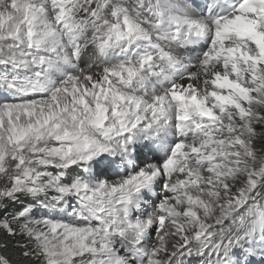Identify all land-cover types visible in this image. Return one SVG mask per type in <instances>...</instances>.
Here are the masks:
<instances>
[{
    "label": "snow or ice",
    "instance_id": "snow-or-ice-1",
    "mask_svg": "<svg viewBox=\"0 0 264 264\" xmlns=\"http://www.w3.org/2000/svg\"><path fill=\"white\" fill-rule=\"evenodd\" d=\"M264 0H0V264H264Z\"/></svg>",
    "mask_w": 264,
    "mask_h": 264
},
{
    "label": "rangeland",
    "instance_id": "rangeland-1",
    "mask_svg": "<svg viewBox=\"0 0 264 264\" xmlns=\"http://www.w3.org/2000/svg\"><path fill=\"white\" fill-rule=\"evenodd\" d=\"M260 144H262V141H260V142L258 143V145H257L258 150H260V148L264 147V144H263V146H261ZM259 145H260L261 147H259Z\"/></svg>",
    "mask_w": 264,
    "mask_h": 264
},
{
    "label": "trees",
    "instance_id": "trees-1",
    "mask_svg": "<svg viewBox=\"0 0 264 264\" xmlns=\"http://www.w3.org/2000/svg\"><path fill=\"white\" fill-rule=\"evenodd\" d=\"M263 144H264V141H262V144H260V145L263 146ZM260 145H259V147H261Z\"/></svg>",
    "mask_w": 264,
    "mask_h": 264
}]
</instances>
